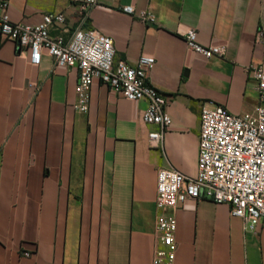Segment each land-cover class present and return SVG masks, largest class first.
I'll use <instances>...</instances> for the list:
<instances>
[{"label": "crops", "instance_id": "0c3cea01", "mask_svg": "<svg viewBox=\"0 0 264 264\" xmlns=\"http://www.w3.org/2000/svg\"><path fill=\"white\" fill-rule=\"evenodd\" d=\"M83 1L8 0L7 12L31 26L62 13L66 37L94 28L112 39L117 60L153 57L148 83L172 124L152 146L159 127L142 120L147 103L100 80L88 113H78V70L55 66L46 52L32 65L0 34V264H152L157 174L197 175L202 108L264 107L248 71L264 63V0H95L86 16ZM189 30L224 54L193 52ZM174 214L175 264H264V220L253 232L229 204L207 199H188Z\"/></svg>", "mask_w": 264, "mask_h": 264}, {"label": "built area", "instance_id": "2783aa9c", "mask_svg": "<svg viewBox=\"0 0 264 264\" xmlns=\"http://www.w3.org/2000/svg\"><path fill=\"white\" fill-rule=\"evenodd\" d=\"M95 0H84L80 11L86 16ZM8 0H0V34L16 42L30 53V64L38 65L43 52L54 59L55 66L76 68L78 84L74 109L87 114L90 89L100 80L119 91L130 101H145L142 120L156 125L159 130L148 135L152 146L162 144L163 133L172 121L165 110L166 101L154 86L148 83V71L154 58L141 55L136 65L116 59V50L110 37L94 28H78L69 35L62 13H48L42 21L31 26L13 22L8 15ZM134 14L130 6L123 8ZM142 20L153 22L150 14ZM52 31L58 32L52 35ZM188 47L206 58L222 56L224 46H203L197 42V33L184 34ZM249 73L257 82L260 98L264 99V63L252 65ZM198 173L188 177L173 169H160L157 174L155 249L152 264H175L177 221L174 212L188 199H207L227 203L234 217L243 219L255 232L264 220V107L241 115L230 113L222 105H205L201 111Z\"/></svg>", "mask_w": 264, "mask_h": 264}]
</instances>
